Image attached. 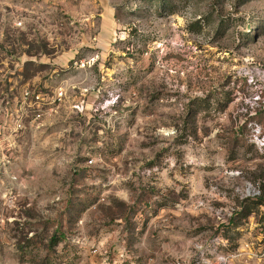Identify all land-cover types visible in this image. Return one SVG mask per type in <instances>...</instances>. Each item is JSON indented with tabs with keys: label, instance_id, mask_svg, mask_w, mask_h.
<instances>
[{
	"label": "rangeland",
	"instance_id": "obj_1",
	"mask_svg": "<svg viewBox=\"0 0 264 264\" xmlns=\"http://www.w3.org/2000/svg\"><path fill=\"white\" fill-rule=\"evenodd\" d=\"M226 257L264 264V0H0V264Z\"/></svg>",
	"mask_w": 264,
	"mask_h": 264
},
{
	"label": "built area",
	"instance_id": "obj_2",
	"mask_svg": "<svg viewBox=\"0 0 264 264\" xmlns=\"http://www.w3.org/2000/svg\"><path fill=\"white\" fill-rule=\"evenodd\" d=\"M24 95H25V97H28V96L30 95V93H29V92H25ZM39 98H40L39 95H36V96H35L36 101H38ZM58 100H59V99H58ZM230 259H231V257L220 258V259H219V263L227 264V262H228Z\"/></svg>",
	"mask_w": 264,
	"mask_h": 264
}]
</instances>
